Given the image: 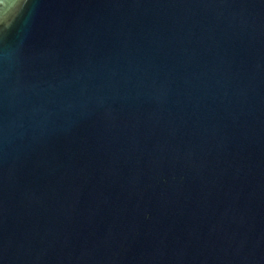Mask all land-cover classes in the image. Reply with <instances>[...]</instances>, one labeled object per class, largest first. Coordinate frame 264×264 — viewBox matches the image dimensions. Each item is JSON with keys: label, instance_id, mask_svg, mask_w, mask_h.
Returning <instances> with one entry per match:
<instances>
[{"label": "water", "instance_id": "obj_1", "mask_svg": "<svg viewBox=\"0 0 264 264\" xmlns=\"http://www.w3.org/2000/svg\"><path fill=\"white\" fill-rule=\"evenodd\" d=\"M0 264H264V0H0Z\"/></svg>", "mask_w": 264, "mask_h": 264}]
</instances>
